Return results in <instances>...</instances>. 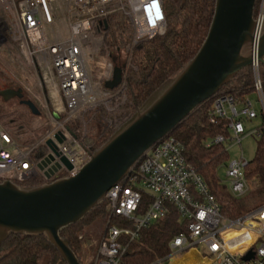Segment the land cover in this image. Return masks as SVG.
Returning <instances> with one entry per match:
<instances>
[{"label":"built area","instance_id":"2783aa9c","mask_svg":"<svg viewBox=\"0 0 264 264\" xmlns=\"http://www.w3.org/2000/svg\"><path fill=\"white\" fill-rule=\"evenodd\" d=\"M116 13L124 15L132 30L123 65L128 69L137 45L165 34L163 0H0V47H16L30 71L37 75L42 95L33 96V103L38 111L46 113L50 125L48 132L28 147L16 144L0 127V182L18 185L39 178L47 184L76 176L90 160L92 153L78 138L80 130L70 129L69 124L81 120L79 116L96 108L104 99L114 98L111 94L115 90L125 100V75L121 67L119 86L113 90L103 86L113 80L117 66L104 48L107 19ZM254 20L249 68L264 115L261 64L257 59L258 43L264 31V0H259ZM53 114L59 118L55 119ZM256 117L257 112L247 98L240 102L230 96H219L209 120L215 123L216 119H227L231 136L227 140L217 136L213 143L240 144L241 136L246 134L241 119L251 121ZM86 125L88 121L83 119V134ZM56 134L61 135V144L55 141ZM251 134L257 136L256 131ZM49 139L57 144L60 156L71 164V170L59 158L43 171L38 169L37 165L51 153L45 146ZM55 163L61 169L48 180L43 173ZM246 165L247 161L241 158L225 166L228 190L233 197H243L250 190L244 175ZM6 173H11L12 179L2 180ZM142 193L149 194L152 202L140 213ZM104 200L110 208V217L94 264H124L125 240L133 241L142 229L162 219L168 203L175 206L186 230L173 237L168 255L160 262L172 264L190 254V258L179 264H264V204L237 219L224 218L214 196L185 160L182 144L172 137L154 144L129 174L106 192ZM111 218H115V223L110 222ZM250 253L253 256L244 260Z\"/></svg>","mask_w":264,"mask_h":264},{"label":"trees","instance_id":"16d2710c","mask_svg":"<svg viewBox=\"0 0 264 264\" xmlns=\"http://www.w3.org/2000/svg\"><path fill=\"white\" fill-rule=\"evenodd\" d=\"M163 3L167 22L165 34L137 45L131 53L128 69L123 68V65L126 59L125 49L131 44L132 30L121 13L107 19L104 48L111 53L115 64L123 70L125 102L122 110L131 111L132 115L195 57L213 18L215 0H163ZM258 5L259 0L255 5L254 18ZM259 74L264 97L262 65L259 67ZM251 94H255L253 76L250 68H246L223 86L213 98L200 104L168 135L182 144L185 160L201 177L218 203L221 215L227 219H237L264 204V115L261 112L262 124L256 130L254 157L247 162L244 169L245 179L251 188L240 198L233 197L228 187L219 180L218 172L228 162V151L224 143H213L217 136H222L225 140L230 138L229 121L219 118L211 123L209 117L213 103L219 96H230L243 102ZM99 123L98 120L90 122L84 136H78L82 146L91 153L100 148L115 132L105 127L100 130ZM69 125L72 130H82L79 122L72 121ZM41 185L44 183L39 178L18 183L20 187ZM151 202V196L142 193L140 213ZM167 209L162 219L142 229L136 239L125 240L126 249L122 257L124 264H164L160 261L168 255L170 241L186 230L175 206L168 203ZM109 217L110 208L104 200L83 220L60 232V237L67 241L78 260L82 248L80 236L85 233L87 226L99 220L104 225L105 234ZM110 222L115 223V218H111ZM44 257L47 258L46 264H66L45 236L10 235L0 245V264H39Z\"/></svg>","mask_w":264,"mask_h":264},{"label":"water","instance_id":"95a60500","mask_svg":"<svg viewBox=\"0 0 264 264\" xmlns=\"http://www.w3.org/2000/svg\"><path fill=\"white\" fill-rule=\"evenodd\" d=\"M256 2L215 0L210 28L195 57L95 150L76 176L37 187L0 182V245L10 235L45 236L66 264H81L60 232L83 220L154 144L251 66ZM257 59L264 67V31L258 43ZM121 79L122 70L116 66L113 80L103 86L113 90ZM0 99L4 102L17 99L39 115L34 103L24 99L21 89L2 90ZM53 117L59 118L56 114ZM54 139L57 144L63 141L60 134ZM57 144L52 139L45 142L51 153L37 165L40 171L55 158L71 170V164L60 156ZM59 169L61 165L55 163L43 174L49 180ZM252 256L250 253L244 260Z\"/></svg>","mask_w":264,"mask_h":264},{"label":"rangeland","instance_id":"374dc122","mask_svg":"<svg viewBox=\"0 0 264 264\" xmlns=\"http://www.w3.org/2000/svg\"><path fill=\"white\" fill-rule=\"evenodd\" d=\"M6 89H21L24 99L32 102H34L33 96L39 97L42 95L37 75L30 71L14 46L0 47V91ZM111 95H114V98L110 100L104 99L96 108L90 112H85L79 118L82 121L86 119L88 124L98 120L101 125L99 126L100 130L105 127L116 131L133 115L131 111L122 110L125 100L122 99L118 91L115 90ZM247 99L252 103L253 108L257 112V117L251 121L241 119L246 134L241 136L240 144L231 141L224 143L228 151V162L241 160V158L248 162L253 159L255 154L257 136L251 133L259 129L262 124L261 103L256 94L249 95ZM239 109L240 107H238ZM103 114L105 117H103ZM81 120H76V122L81 124ZM0 127L7 131L16 144L21 147H28L36 144L48 132L50 125L48 117L43 110H39V115H35L26 106L21 105L17 99L8 102L0 99ZM79 130L78 136H84L86 131L83 134V131ZM225 171V166L220 168L218 177L220 182L228 187ZM1 179H12V175L11 173L3 174ZM103 237L104 225L101 221L98 220L87 226L85 233L80 236L82 239L79 258L81 264H94L98 244ZM190 257L191 255L188 254L183 259L176 260L172 264H179ZM46 260L47 258L44 257L39 264H46Z\"/></svg>","mask_w":264,"mask_h":264}]
</instances>
